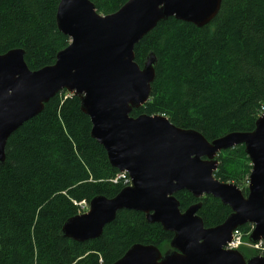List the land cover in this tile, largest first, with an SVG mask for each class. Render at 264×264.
I'll use <instances>...</instances> for the list:
<instances>
[{
	"label": "trees",
	"instance_id": "obj_1",
	"mask_svg": "<svg viewBox=\"0 0 264 264\" xmlns=\"http://www.w3.org/2000/svg\"><path fill=\"white\" fill-rule=\"evenodd\" d=\"M90 1L98 14L110 15L128 0ZM59 2L0 0V54L22 50L32 71L54 65L69 44L55 22ZM220 6L203 28L167 18L134 46L140 68L150 53L156 63L150 98L131 117L162 115L207 141L254 131L264 109V0H221ZM91 128L80 100L62 91L8 138L0 167V264H114L138 243L162 254L169 249L173 234L130 210L118 212L97 239L79 243L61 236L62 225L93 198L111 199L127 186ZM218 162L215 179L246 194L251 168L243 146L221 152ZM174 196L182 212L200 202L196 215L205 228L230 214L213 197ZM239 229L250 232L249 225ZM240 252L246 259L253 254Z\"/></svg>",
	"mask_w": 264,
	"mask_h": 264
},
{
	"label": "water",
	"instance_id": "obj_2",
	"mask_svg": "<svg viewBox=\"0 0 264 264\" xmlns=\"http://www.w3.org/2000/svg\"><path fill=\"white\" fill-rule=\"evenodd\" d=\"M221 0H128L114 14L100 15L90 0H60L55 22L69 44L55 64L29 70L22 50L0 54V167L8 138L65 91L80 100L92 124L90 136L105 150L110 165L126 173L129 185L111 199L93 198L86 213L68 219L61 236L79 243L100 237L117 213L140 212L148 224L173 234L169 249L135 244L114 264H264L225 249L234 230L252 226L249 243L264 239V111L253 132H233L211 141L176 128L164 116L131 117L149 100L155 78L152 53L140 68L135 45L161 21L174 18L197 28L211 23ZM243 146L250 161L246 195L215 179L221 152ZM188 192L228 206L224 223L205 228L199 204L182 212L174 196Z\"/></svg>",
	"mask_w": 264,
	"mask_h": 264
},
{
	"label": "built area",
	"instance_id": "obj_3",
	"mask_svg": "<svg viewBox=\"0 0 264 264\" xmlns=\"http://www.w3.org/2000/svg\"><path fill=\"white\" fill-rule=\"evenodd\" d=\"M128 179H126L127 183ZM242 233L241 231H236L233 235L232 241L228 244V248H238L242 243ZM253 248L260 254L264 255V240L254 245Z\"/></svg>",
	"mask_w": 264,
	"mask_h": 264
},
{
	"label": "rangeland",
	"instance_id": "obj_4",
	"mask_svg": "<svg viewBox=\"0 0 264 264\" xmlns=\"http://www.w3.org/2000/svg\"><path fill=\"white\" fill-rule=\"evenodd\" d=\"M247 185H248V184H246V185H245V188H247ZM86 209H87V206L85 207V209H84V210L86 211Z\"/></svg>",
	"mask_w": 264,
	"mask_h": 264
},
{
	"label": "flooded vegetation",
	"instance_id": "obj_5",
	"mask_svg": "<svg viewBox=\"0 0 264 264\" xmlns=\"http://www.w3.org/2000/svg\"><path fill=\"white\" fill-rule=\"evenodd\" d=\"M221 204V203H220ZM228 207V206H227ZM229 208V207H228ZM229 210H230V213H231V209L229 208ZM243 227V226H242Z\"/></svg>",
	"mask_w": 264,
	"mask_h": 264
}]
</instances>
